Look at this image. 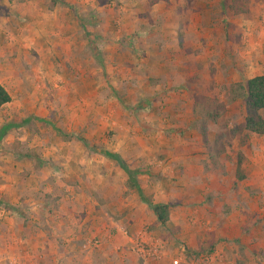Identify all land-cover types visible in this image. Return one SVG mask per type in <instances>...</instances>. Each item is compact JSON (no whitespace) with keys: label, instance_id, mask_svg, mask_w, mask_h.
I'll use <instances>...</instances> for the list:
<instances>
[{"label":"crops","instance_id":"crops-1","mask_svg":"<svg viewBox=\"0 0 264 264\" xmlns=\"http://www.w3.org/2000/svg\"><path fill=\"white\" fill-rule=\"evenodd\" d=\"M144 3L143 0H0V85L10 96L0 107V125L7 119L20 124L10 128L16 130L25 125L21 123L23 119L52 125V118H59L68 124L64 129H82L88 112L98 107L95 104L104 100V103H113V99L102 95L96 86L86 90L82 83L75 82L69 84L70 87L65 79L58 84L66 70L60 67L63 63L56 61L73 56L76 45L83 46L85 34L106 39L103 49L107 52V61L124 58L137 62L133 69L129 64V70L125 71L129 74L125 82L139 93L135 101L137 106L180 103L182 107V103L190 102L188 79L184 77L191 69L189 62L196 57L202 61L203 51L220 38L212 36V29L203 28L202 35L196 33L202 28L188 20L182 24L185 27L180 44L183 48L198 45L201 52L198 56L193 53L180 55L177 51L179 37L169 23L160 33L155 23L145 26L139 18ZM145 10L152 19L157 14L156 3L147 5ZM125 44L129 51H125ZM114 45L119 47L114 49ZM182 60L189 64L179 67L177 64ZM54 63L59 66L57 69ZM258 74L264 75V72ZM30 77L45 80L50 95L40 100L26 98L25 88ZM69 88L72 93H80V103L74 108L73 103L66 102L71 95ZM133 91L123 90L129 94ZM173 91L182 93L173 98ZM124 97L115 99L122 102ZM111 111V124L120 126L123 122L117 117L121 113L117 109ZM110 130L116 129L111 127ZM89 132L97 135L96 130ZM45 138L48 137L38 134L37 140L45 141ZM75 142L67 140L64 148L48 149L39 156L40 160L43 156H52L59 166L60 175L52 169L56 176H52V181L42 175L47 165L43 160L37 165L16 152L12 160L3 159L0 169V264H169L174 256L184 255L187 250L196 251L208 239L214 242L216 250L223 252L224 263L221 264H235L234 257L246 252L248 236H239L240 230L238 233L235 230L244 223H238L234 217L242 212L245 201L236 202L235 208L228 197L218 200L223 197L220 192L226 193L232 188L230 176L224 180L217 175L216 181H211L203 172L200 163L203 157L199 154L190 156L184 150L174 151L173 147L161 151L165 152L167 162L155 171L160 177L146 179L142 173L137 176L140 198L135 189L125 186V174L118 171L116 165L110 167L108 161L112 160L104 157L101 150L87 149ZM117 148L111 149L108 145L104 150L123 155L124 150ZM140 158H147L142 149L134 154V160L141 161ZM125 162L133 169L142 170L139 168L142 164H135L133 160ZM48 182H51L50 189L60 186L64 193L52 194L49 200L28 195L34 186ZM148 201L169 204L168 221L164 225L156 221ZM221 206L229 208L230 212L219 210ZM146 227L150 233L145 232V238L158 239L155 236H160V232L170 230L172 241L159 258L142 262L131 249L130 240ZM255 232L252 239L260 234L258 230ZM226 235L228 241L223 240ZM233 236L237 239H231ZM91 240L95 244H91ZM255 244L252 248H256ZM255 257L257 262L253 264H264L261 257Z\"/></svg>","mask_w":264,"mask_h":264},{"label":"rangeland","instance_id":"rangeland-1","mask_svg":"<svg viewBox=\"0 0 264 264\" xmlns=\"http://www.w3.org/2000/svg\"><path fill=\"white\" fill-rule=\"evenodd\" d=\"M219 2L220 0H143L144 6L138 14L145 26L155 23L160 33L162 28L169 23L172 31L176 30V37H179L177 51L180 55L193 53L198 56L201 52V47L198 45L195 46L196 48H183L179 44L182 40V29L185 27L182 24L188 20L189 22L195 21L202 28H198L196 33L202 35L203 28L212 29V36L218 35L220 38V41L216 39L215 45L203 51L202 61L196 57V60L191 58L190 64L183 60L177 64L181 67L188 63L191 67L189 74L184 76L188 79L186 83L189 86L187 94L190 102L182 103V107H179L180 103H147L144 106H137L138 103L135 101L139 93H135L134 87L125 82L129 76L126 74L131 66L129 64H132L133 69L137 62L135 60L130 62L124 58L113 59L112 62L107 61L105 57L107 52L103 49L106 39L96 36L89 37L85 34L83 35V46L76 45L75 54L71 55L72 59L69 55L66 60L56 61L63 63L60 67L66 70V75L59 78L58 84H62L61 79H65L67 85L80 82L86 90L96 86L102 95L107 98L110 96L113 103H104L103 99V103L95 104L98 107L88 112L86 125L82 129H64L68 124H64L59 118L56 120L52 118V125L35 123L34 120H30L20 129H9L0 140V169L3 159L12 160L15 152L19 154L27 152L30 155H36L39 161L43 160L47 163L44 165L42 175L46 176V180L52 181L56 177L52 169L57 170L59 166L52 156H43L42 160L39 156L41 157V153L48 149L64 148L63 144L67 140L76 141V145L82 146L77 142L76 136H85L89 144L97 150H104L108 145L111 149L121 148L124 150L121 156L125 161L133 160L135 164H142L139 167L142 169L140 173L144 174L146 179L155 175L160 177L155 171L166 165L167 157L164 156L165 152L161 151L169 147L175 148L174 151L184 150L185 154L190 156L199 154L203 157L200 161L203 172L208 174L211 181H216L217 175L224 180L230 176L228 180L231 181L232 188L226 193L220 192L219 194L223 197L218 200L222 201L228 197L233 200L235 208L238 201L242 199L245 201L242 212L234 215L238 223L242 221L244 224L235 230L236 233L240 230L239 236L245 234L249 240L246 252L240 257H234L235 264H253L257 262L255 256L264 260V134L256 135L241 130L244 101L240 96V90L235 87L236 83H242L246 78L257 75L261 71L264 72V0H247L248 11L245 14H234L229 9H224L223 12ZM152 3H156L157 14L150 19L145 9ZM171 35L173 36V33ZM197 38L201 40L202 36ZM125 45V51H129L128 44ZM118 47L119 45H114L112 48L117 49ZM52 65L55 69L59 67L55 63ZM106 66H108L107 72L105 71ZM185 69L188 70V67ZM30 78L27 79L25 88L26 98L36 97L40 100L50 95L48 83L45 80ZM124 88L132 90V94L124 93ZM68 91L71 95L68 96L66 102L73 103L74 108L77 102L80 103V93L79 91L72 93L71 88ZM113 92H116V97ZM179 93L182 91H173V98ZM125 95L127 97H124ZM120 97H124L122 102L116 100ZM112 109H117L121 113L117 117L123 122L120 126L111 124ZM209 112L217 114L214 122L206 116ZM261 115L264 117V110L261 111ZM3 122L7 123L9 120L3 119ZM111 127L116 130L111 131ZM200 128L204 130L205 142L201 140ZM90 130H96L97 135L88 134ZM38 134L48 138L39 142ZM90 136H93V139ZM141 149L147 153V158L144 160L140 158L141 161L134 160V154ZM237 152L242 154L241 169L244 174V178L239 181L234 178V162ZM209 155H216V168L211 166L208 160ZM32 160V163L36 162L35 159ZM108 163H111L109 166L112 168L115 166L112 161ZM115 167L119 171V168ZM56 172L60 175L58 170ZM50 183L34 186L28 195L49 200L52 194L64 193L60 186L50 189L48 186ZM147 199L150 197L147 196ZM227 209L225 206L219 208L229 213V208ZM240 213L242 219H240ZM191 224L194 223L191 222ZM207 226L208 224L205 226L206 229ZM244 226L246 228H243ZM143 230L150 233L147 227ZM255 230H258L260 234L257 239H252L251 236L256 233ZM155 237L163 241L165 246L172 241L170 230L160 232V236ZM228 238L226 235L223 240L228 241ZM231 239L237 238L233 236ZM252 244H255L256 248H252ZM184 256L191 260L202 259V262H198L199 264L224 263L223 252L216 250L214 242L209 239L196 251L187 250ZM227 259L230 260V258Z\"/></svg>","mask_w":264,"mask_h":264},{"label":"trees","instance_id":"trees-1","mask_svg":"<svg viewBox=\"0 0 264 264\" xmlns=\"http://www.w3.org/2000/svg\"><path fill=\"white\" fill-rule=\"evenodd\" d=\"M53 1V0H52ZM247 0H220L219 5L221 10L229 9L234 14H245L248 9L246 6ZM180 44V43H179ZM235 87L240 90V96L244 101V114L242 118L241 130L247 133H253L256 135L264 134V117L261 115V111L264 110V75L257 74L246 78L242 83H236ZM10 100L8 92L0 85V107ZM209 120L213 121L217 117L215 112H209L206 114ZM28 122V119H23L21 123ZM19 123H4L0 125V140L7 130L13 127L19 126ZM201 140L204 141V130L199 129ZM67 136V135H65ZM77 140L87 149L94 148L89 142L82 136H76ZM100 153L112 160L114 164L123 171L126 176L125 186L129 189H135L138 196L142 198L140 188L137 183V176L140 173L137 169H133L124 161V159L116 152L110 150H101ZM23 157L28 159H35V164L39 165L40 161L36 155H30L27 152L22 154ZM208 160L213 168L217 167L216 155H209ZM242 154L236 153L234 162V178L235 180H242L244 174L241 169ZM149 200V199H146ZM151 212L155 216L156 221L160 225H164L168 221V208L167 203H152L147 202Z\"/></svg>","mask_w":264,"mask_h":264},{"label":"built area","instance_id":"built-area-1","mask_svg":"<svg viewBox=\"0 0 264 264\" xmlns=\"http://www.w3.org/2000/svg\"><path fill=\"white\" fill-rule=\"evenodd\" d=\"M145 232L146 231L143 229L136 232V235H134L130 240L131 249L134 250V252L137 254V256L141 259L142 262L152 258H159L163 254L165 247L163 241H160L158 239L150 240L145 238L143 236ZM90 243L95 244V241L91 240ZM211 254L209 256H211ZM201 260L186 259L184 255L178 254L170 259L169 264H199L198 262H202Z\"/></svg>","mask_w":264,"mask_h":264}]
</instances>
